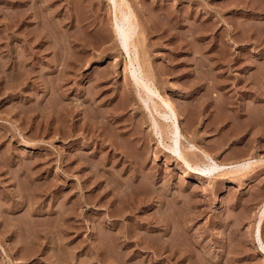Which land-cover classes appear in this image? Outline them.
<instances>
[{"label": "rangeland", "instance_id": "374dc122", "mask_svg": "<svg viewBox=\"0 0 264 264\" xmlns=\"http://www.w3.org/2000/svg\"><path fill=\"white\" fill-rule=\"evenodd\" d=\"M125 2L0 0V264H264V0Z\"/></svg>", "mask_w": 264, "mask_h": 264}, {"label": "bare ground", "instance_id": "6f19581e", "mask_svg": "<svg viewBox=\"0 0 264 264\" xmlns=\"http://www.w3.org/2000/svg\"><path fill=\"white\" fill-rule=\"evenodd\" d=\"M121 2L123 4H125V7L119 6V8H118L119 13L125 14V16H126L125 17V21H128L130 19V11L128 10V8L130 6L125 2V0H121ZM120 19H121V17H120ZM122 19H123V17H122ZM123 25H124V22H123ZM124 29H125V34H126V37H127L128 41L131 42V43H133L134 42L133 41V27L131 26V24H126V22H125ZM131 43H129V44H131ZM136 59H138L137 56H136ZM172 101H173L172 99L170 101H168V105H169L170 111H167V109L165 108L166 109V112H163V114L164 115L167 114L170 117H176L177 116L176 106L174 105V103H172ZM154 104H155V108L157 110L162 107V104L160 103L159 100H154ZM155 125L160 127L161 132H162L163 135L166 133V129L164 128V126H161L158 123H155ZM174 128H175V134L177 136V139H176L175 143H176V145H178L180 131H179V126H178V124L176 122L174 124ZM179 154H180L181 157H183L184 159H186L185 150H184L183 153H179ZM254 162L255 161H248L247 163H239V164L233 165V166L230 167L229 170L226 171V173H236V172H238V173H240V172L243 173L244 172L245 173V172H247L252 167V165H253Z\"/></svg>", "mask_w": 264, "mask_h": 264}]
</instances>
